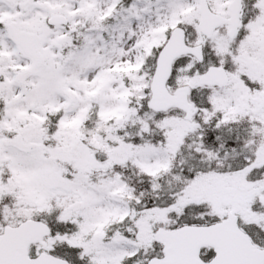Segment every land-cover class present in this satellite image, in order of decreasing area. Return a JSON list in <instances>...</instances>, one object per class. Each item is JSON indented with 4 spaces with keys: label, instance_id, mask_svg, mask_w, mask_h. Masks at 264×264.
I'll use <instances>...</instances> for the list:
<instances>
[{
    "label": "snow or ice",
    "instance_id": "1",
    "mask_svg": "<svg viewBox=\"0 0 264 264\" xmlns=\"http://www.w3.org/2000/svg\"><path fill=\"white\" fill-rule=\"evenodd\" d=\"M0 264H264V0H0Z\"/></svg>",
    "mask_w": 264,
    "mask_h": 264
}]
</instances>
